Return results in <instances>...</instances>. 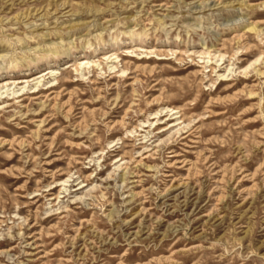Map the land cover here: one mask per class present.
<instances>
[{"label":"rangeland","instance_id":"rangeland-1","mask_svg":"<svg viewBox=\"0 0 264 264\" xmlns=\"http://www.w3.org/2000/svg\"><path fill=\"white\" fill-rule=\"evenodd\" d=\"M0 264H264V0H0Z\"/></svg>","mask_w":264,"mask_h":264},{"label":"bare ground","instance_id":"bare-ground-1","mask_svg":"<svg viewBox=\"0 0 264 264\" xmlns=\"http://www.w3.org/2000/svg\"><path fill=\"white\" fill-rule=\"evenodd\" d=\"M81 63H87V62L83 59ZM43 71H45V74H48V73H50L52 70L45 69V70H43ZM24 80H25V79L23 78L22 80H20V82H23Z\"/></svg>","mask_w":264,"mask_h":264}]
</instances>
